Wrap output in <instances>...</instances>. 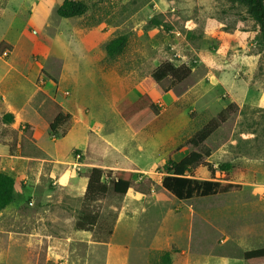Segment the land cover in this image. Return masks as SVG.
I'll list each match as a JSON object with an SVG mask.
<instances>
[{
  "label": "rangeland",
  "instance_id": "obj_1",
  "mask_svg": "<svg viewBox=\"0 0 264 264\" xmlns=\"http://www.w3.org/2000/svg\"><path fill=\"white\" fill-rule=\"evenodd\" d=\"M46 1L41 3V18L34 13L30 18L21 9L22 0H13L0 11V33L9 27L24 31L19 47L13 50L8 45L12 53L0 55V75L6 62L23 74L30 64L38 75L48 76L45 91L55 92L69 107L64 126L52 133L46 124L33 145L37 142L65 163L80 154L85 166L73 172L63 165L67 179L59 182L62 187L71 189L69 183L76 179L70 177L87 176L92 167L130 170L140 177L124 196L109 190L87 207L77 179L63 202L71 218L61 217L51 225L30 221L22 226L12 218L17 212L11 211L7 215L11 217L0 218V264H103L106 248L100 243L109 238L120 211L129 206L135 209L131 238L121 223L114 239L128 246V264H264L242 259L245 251L264 247V43L245 10L231 0H84L88 9L82 16L63 19L50 5L44 6ZM3 5L0 0V8ZM44 22L50 28L42 34ZM187 22L192 30L185 34ZM118 36H125L126 44L118 55L108 57L105 47ZM37 39L43 43L32 44ZM171 46L187 62L198 57V64L189 67L190 75L181 83L165 79L158 84L152 72L176 59ZM13 75L3 81L4 88H12ZM20 88L31 91L24 84ZM142 94L151 97L159 114L132 129L119 107ZM229 103L235 110L204 142L211 152L204 161L216 170L214 181L239 188L176 199L161 188L164 163L185 156L191 150L189 138ZM41 113L49 124L50 109ZM2 114L0 108L1 171L18 180L21 191L48 186L51 178L38 172L36 162L24 170L20 158L8 154L9 147L15 153L19 149ZM33 145L26 139L21 150L32 152ZM222 165L228 168L219 172ZM188 177L211 180L203 164ZM29 200L23 198L21 208H15L27 213L25 209H32ZM84 209L98 215L89 241L73 236ZM37 232L53 238L38 241L32 235ZM168 243L172 246L165 260L166 252L154 249Z\"/></svg>",
  "mask_w": 264,
  "mask_h": 264
},
{
  "label": "trees",
  "instance_id": "obj_2",
  "mask_svg": "<svg viewBox=\"0 0 264 264\" xmlns=\"http://www.w3.org/2000/svg\"><path fill=\"white\" fill-rule=\"evenodd\" d=\"M240 5L247 17L254 23L259 30L261 41L264 43V0H231ZM88 7L84 0H64L56 8V15L60 18L69 19L82 16ZM156 23V22H155ZM126 44L125 36H118L112 39L105 47L108 57L118 55ZM9 48L0 43V55ZM190 75V68L186 66L176 67L169 62L161 63L153 72L152 78L156 83H161L165 79H170L171 84L181 83ZM235 104H227L216 116L209 119L200 129H198L188 140L191 150L178 161L168 159L163 165L165 176L161 181V188L170 193L178 200H189L193 196L207 197L217 192H228L239 187L232 184H222L214 181L213 176L216 170L204 160L211 154L210 150L204 146V142L220 128L232 115ZM121 118L132 129H138L159 114V107L153 102L148 94H142L131 103H123L119 107ZM69 114L59 113L49 124L50 132L62 128L69 119ZM4 124H11L13 121L11 114H4L1 118ZM24 134L26 136H24ZM31 134V129L23 127L22 135L14 133V146L19 141H24L25 137ZM64 134V131L62 135ZM10 148V153H14ZM203 164L211 175V180H197L188 177L189 173ZM228 166L218 167L219 172L226 171ZM140 177L139 174L130 170H117L105 172L101 168L92 167L88 170L87 184L83 195V205L87 207L96 201L103 199L109 190L112 193L124 196L132 188L134 182ZM17 182L12 176L0 171V212L3 211L14 200V193L18 187ZM98 215L87 209L82 211L81 216L76 220L74 228L77 231H91L97 224ZM168 252L163 254L165 260L168 259ZM242 259L247 262L264 261V247L245 251Z\"/></svg>",
  "mask_w": 264,
  "mask_h": 264
},
{
  "label": "crops",
  "instance_id": "obj_3",
  "mask_svg": "<svg viewBox=\"0 0 264 264\" xmlns=\"http://www.w3.org/2000/svg\"><path fill=\"white\" fill-rule=\"evenodd\" d=\"M4 2L3 7L0 8V11L2 12L4 9L8 8L9 5L13 0H2ZM23 4L21 5V9L25 10L27 13H29V17L33 18V13L39 18L40 16L44 17L43 9L41 8L42 0H22ZM64 0H48L46 1L44 6L50 5L52 10H55L58 6L61 5V3ZM64 19V18H63ZM70 19V18H69ZM61 23H58V29L61 28ZM50 28V25L47 22H44L41 26L42 34L46 32V29ZM12 31V34H11ZM32 33H35V31H32ZM69 35H72V32L69 31ZM24 38V31L20 30L13 32V30L9 27L5 31H1L0 33V43L2 42L7 47L8 45H11L13 50L18 46V44L21 42V40ZM42 40L37 39L32 44H42ZM30 45V47L32 46ZM9 48V47H8ZM23 48V47H21ZM6 52V51H5ZM11 52L10 48L9 51ZM12 53V52H11ZM6 70L2 75H0V108L3 110V114H11L13 121L11 124H4L5 126L12 127L13 133H17L18 136L22 135L23 133V127L27 126L31 129V134L28 137L24 138V141L17 142L15 146L19 149L17 150V153L11 154L10 148H8V154L10 156L20 158L22 167L24 170L33 165L34 162L35 168H37L39 173H42L44 175H47L51 178L49 181L48 186L41 185L39 189L33 188L31 190H18L19 187L16 188L14 193V200L12 203L16 201V204H13L12 206L8 205L3 211L0 212V218H8L11 216H7L11 211L17 212L12 218H14V221L18 224H22L24 226L25 223H29L30 221L32 223H37L39 226H43L44 224L49 223V225L54 224L58 222L61 217L71 218L69 212V208H67L63 202L66 201L68 198L67 195H70V193H73L72 188H74L75 184L77 183V179L80 180L79 184L82 187V194L83 197L85 187L87 184V178L86 176H80L78 178L70 177L71 179H76L69 183L71 189L62 187L59 185V182H63L67 179L66 174L64 173V166L67 167L68 170L70 169V164L74 161L72 158L71 161L68 163H65L63 161L58 160V155H54L50 153L48 150L42 149L36 142V146L33 145L34 141L36 140V135L41 131L42 128L47 124L49 128V124L53 121V119L59 114H68L69 107L64 106L61 101L58 99V95H56L55 92L47 93L45 89L48 87L49 78L45 74L38 75V71H36V68L32 65H28V67L25 70V74L18 70V68L12 64V63H5ZM11 73H14L15 75L12 76L14 80H12V88H4L3 87V81L10 76ZM21 76L22 80L18 81L17 78ZM18 82V83H17ZM16 84H19V88H16ZM20 84H24L29 87V93H25V91L20 88ZM11 89L13 91H18V94H13ZM43 93L44 97H37L36 96L39 93ZM54 95V96H53ZM50 101V102H49ZM47 108L50 109V112H52V121L48 124L47 121L43 118L42 113L43 111H46ZM52 110V111H51ZM67 110V112H66ZM1 116V118H2ZM45 120V121H43ZM42 121V125L38 126V122ZM24 136H26L24 134ZM28 139L33 145V151L32 152H25L22 151L24 148V142ZM14 143V140H13ZM14 147V146H12ZM22 149V150H21ZM39 153L41 155L44 154L43 157L38 156ZM81 162V160H80ZM83 168L85 165L81 162ZM64 165V166H63ZM8 168L11 165H7ZM80 168V169H81ZM1 171V169H0ZM72 171V170H71ZM2 172V171H1ZM74 172V171H73ZM15 179V178H14ZM16 180V179H15ZM18 182V180H16ZM167 192V191H166ZM29 203L32 209H25L27 213L24 212V210L16 209L21 208V201L24 199H29ZM16 207V208H15ZM133 206H129V208L125 209L129 212H134L132 214H126L125 210H121L120 213L117 215L113 229L110 233L109 238L106 241H102L100 244H103L105 249L104 254V262L103 264H128L129 259V250L128 246L125 243H116L115 235L120 229L121 223L123 224V230L125 231L124 234L128 235L129 238H131L132 235V227L131 224L132 219L134 218L133 215H135V209L132 208ZM21 212V213H19ZM34 235V239L38 241H42L44 237L53 238V235H46L41 232L32 233ZM73 236L79 240H90L91 235L88 234L87 231H77L75 230L73 233ZM130 242V239H128ZM171 246L169 243L166 244V247L156 248L154 249V252H168L171 249Z\"/></svg>",
  "mask_w": 264,
  "mask_h": 264
},
{
  "label": "built area",
  "instance_id": "obj_4",
  "mask_svg": "<svg viewBox=\"0 0 264 264\" xmlns=\"http://www.w3.org/2000/svg\"><path fill=\"white\" fill-rule=\"evenodd\" d=\"M192 28H191V25L189 22L185 23L183 25V31L185 32V34H187L189 31H191ZM172 35H174L175 37H183V33L177 31V30H170L169 31ZM170 50L171 51H174L173 55H174V58H176L175 60H170L169 59V62L171 64H173L174 66L176 67H179V66H186V67H192V66H195L198 64V57L196 58H189L190 60H188L189 62H187V58L184 54H180L176 48L174 47H170ZM6 53V52H5ZM4 53V54H5ZM80 154H76L73 159L74 161L69 165L70 166V169L74 172H78L80 170V168L82 167V164L80 162Z\"/></svg>",
  "mask_w": 264,
  "mask_h": 264
}]
</instances>
